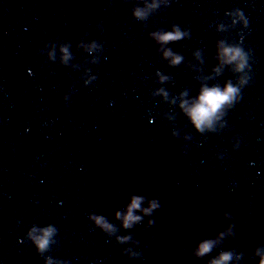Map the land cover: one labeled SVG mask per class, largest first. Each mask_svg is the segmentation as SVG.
Wrapping results in <instances>:
<instances>
[{
  "label": "water",
  "instance_id": "water-1",
  "mask_svg": "<svg viewBox=\"0 0 264 264\" xmlns=\"http://www.w3.org/2000/svg\"><path fill=\"white\" fill-rule=\"evenodd\" d=\"M229 84L234 99L198 131L185 108ZM133 196L160 207L125 229L116 213ZM223 252L264 257V0H0V264Z\"/></svg>",
  "mask_w": 264,
  "mask_h": 264
},
{
  "label": "clouds",
  "instance_id": "clouds-1",
  "mask_svg": "<svg viewBox=\"0 0 264 264\" xmlns=\"http://www.w3.org/2000/svg\"><path fill=\"white\" fill-rule=\"evenodd\" d=\"M137 16L142 15L141 12L137 11ZM183 33L179 30L175 32H167L157 37V40L161 44H167L169 42H175L182 39ZM166 56H172V52L169 50L165 53ZM224 55L228 57L229 62L240 58L243 60V56L239 49H225ZM182 60V57L175 56L173 59V64H179ZM240 68H243V64L240 65ZM238 90L229 84L223 91L218 88H204L198 98V101L194 103L190 108H185L186 114L190 117L192 123L195 125L198 131H203L205 126H211L213 118L216 114L222 109V107L230 103L234 99V95ZM184 107V105H182ZM144 203V197L142 196H133L130 205H128L126 214L122 212L116 213V218L122 221L123 227L125 229H130L133 225L140 223L142 217L136 215L137 212H143L144 216H151L153 211L160 207V204L157 200H152L149 202L147 208H142L141 205ZM227 215V214H226ZM97 225L108 231H115L111 224H108L103 216L95 217ZM154 224V221L149 220V227ZM52 229L45 231L42 237L36 239L37 247L42 251L44 250L49 241L48 237L52 234ZM224 233H221V238ZM120 242L124 243L131 240L130 236L120 237ZM217 241L215 240H205L200 243L199 247L195 251L194 255L198 258H202L208 255L216 245ZM259 255V251L257 252ZM232 259L231 252H223L217 259H214L210 264H229V261ZM260 264H264V257L261 258Z\"/></svg>",
  "mask_w": 264,
  "mask_h": 264
}]
</instances>
